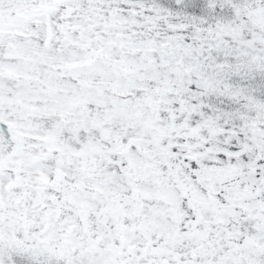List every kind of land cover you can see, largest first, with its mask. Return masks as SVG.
Segmentation results:
<instances>
[{"label": "snow or ice", "instance_id": "obj_1", "mask_svg": "<svg viewBox=\"0 0 264 264\" xmlns=\"http://www.w3.org/2000/svg\"><path fill=\"white\" fill-rule=\"evenodd\" d=\"M0 264H264V0H0Z\"/></svg>", "mask_w": 264, "mask_h": 264}]
</instances>
